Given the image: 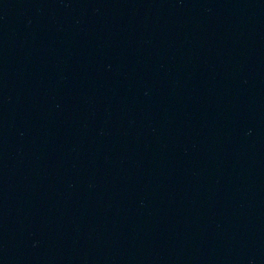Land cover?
<instances>
[{"label":"water","instance_id":"95a60500","mask_svg":"<svg viewBox=\"0 0 264 264\" xmlns=\"http://www.w3.org/2000/svg\"><path fill=\"white\" fill-rule=\"evenodd\" d=\"M264 51V0H0V174L160 82Z\"/></svg>","mask_w":264,"mask_h":264}]
</instances>
